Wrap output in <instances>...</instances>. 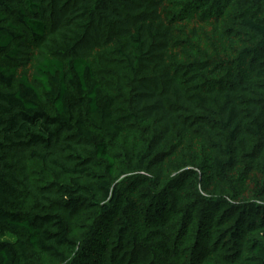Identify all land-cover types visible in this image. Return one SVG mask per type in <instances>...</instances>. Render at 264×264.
<instances>
[{
    "label": "trees",
    "instance_id": "1",
    "mask_svg": "<svg viewBox=\"0 0 264 264\" xmlns=\"http://www.w3.org/2000/svg\"><path fill=\"white\" fill-rule=\"evenodd\" d=\"M233 1L0 0V264H183V207L214 264L203 241L264 153V19L219 31Z\"/></svg>",
    "mask_w": 264,
    "mask_h": 264
},
{
    "label": "rangeland",
    "instance_id": "2",
    "mask_svg": "<svg viewBox=\"0 0 264 264\" xmlns=\"http://www.w3.org/2000/svg\"><path fill=\"white\" fill-rule=\"evenodd\" d=\"M252 15L255 18L264 19V1L255 5L248 0H234L223 12V24L221 29L219 28L218 30L221 32L223 31L222 29H229L232 32L236 31L237 23L245 16ZM213 29L211 28V31ZM246 36L245 38L249 40ZM32 52L31 64L19 70L20 75L25 74L30 76V78L32 67L36 64L38 58L44 54V51L38 46L33 47ZM259 58L264 59V54L260 53ZM245 71L247 73L250 71V65L247 63L245 64ZM246 77L248 82L251 81L250 76ZM261 88H256L254 93L260 95ZM237 173L238 176L245 180L241 186L244 191L238 200L230 199L228 204L220 208L214 217L217 223L210 230L212 238L208 242H206L207 240L203 241L207 247L204 257L206 260L210 259L214 264H244L250 256V247L261 241L258 231H260L262 223H264V153L254 166L251 162L243 160ZM236 185L235 181L231 184L233 187H236ZM184 210L185 213L183 212ZM186 212H188V207L179 208L171 214L175 223L173 229L175 230V238L177 236L180 241L179 244L183 246V251H185L186 258L183 260V264H194L198 261L201 251V246H196L200 241L198 239V233L201 229L199 222L203 219V212L200 209L197 211L198 213L194 218L196 223L188 229H186L184 224ZM240 217H244V224L242 229L238 230L236 222ZM2 240L12 241L9 237L0 238V241ZM203 242L201 245H203Z\"/></svg>",
    "mask_w": 264,
    "mask_h": 264
}]
</instances>
